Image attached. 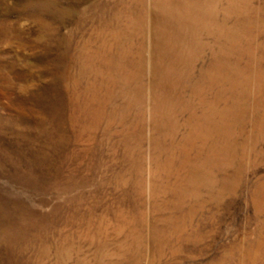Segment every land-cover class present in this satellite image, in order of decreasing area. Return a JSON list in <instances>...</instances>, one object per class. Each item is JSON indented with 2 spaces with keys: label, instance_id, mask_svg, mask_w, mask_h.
<instances>
[{
  "label": "rangeland",
  "instance_id": "374dc122",
  "mask_svg": "<svg viewBox=\"0 0 264 264\" xmlns=\"http://www.w3.org/2000/svg\"><path fill=\"white\" fill-rule=\"evenodd\" d=\"M0 264H264V0H0Z\"/></svg>",
  "mask_w": 264,
  "mask_h": 264
},
{
  "label": "bare ground",
  "instance_id": "6f19581e",
  "mask_svg": "<svg viewBox=\"0 0 264 264\" xmlns=\"http://www.w3.org/2000/svg\"><path fill=\"white\" fill-rule=\"evenodd\" d=\"M161 1V0H160ZM180 1V0H178ZM104 45V44H103ZM104 47V46H103ZM97 53H99L100 55H103L105 53V51H96ZM106 52H110V56H109V59H108V63H107V67L108 69H111L113 68L114 66H118L120 61L122 59H126L127 56H128V52L127 51H119L117 53H113L111 51H106ZM109 54V53H108ZM114 67V69H115Z\"/></svg>",
  "mask_w": 264,
  "mask_h": 264
}]
</instances>
